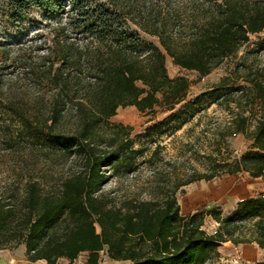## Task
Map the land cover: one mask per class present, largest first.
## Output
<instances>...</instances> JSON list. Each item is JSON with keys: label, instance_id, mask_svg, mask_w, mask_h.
I'll use <instances>...</instances> for the list:
<instances>
[{"label": "trees", "instance_id": "16d2710c", "mask_svg": "<svg viewBox=\"0 0 264 264\" xmlns=\"http://www.w3.org/2000/svg\"><path fill=\"white\" fill-rule=\"evenodd\" d=\"M8 1L14 22L32 8L60 21L50 46L49 131L58 152L75 162L56 171L40 166L34 151L15 146L6 150L3 157L14 166L11 180L0 189V250L24 246L31 263L73 264L87 254L86 264H100L105 253L129 264H207L220 257L221 244L250 220L254 242L264 249V199L245 201L227 220L212 213L220 223L216 235L203 229L199 217L182 216L177 199L183 187L223 175L244 172L264 180V112L256 116L251 131L246 112L232 113L227 125L233 134L251 140L256 152L219 163L215 154L204 174L156 170L144 188L130 184L105 191L113 180L119 185L139 173L141 165H153L158 151L140 163L148 149L135 148L127 127L103 131L120 108L175 110L191 82L169 76L167 57L200 78L211 75L251 36L264 32V0ZM140 31L157 38L159 45L145 42ZM28 70L36 74L37 68L29 65ZM248 83L264 108L263 76ZM1 97L6 112L22 121L9 86ZM66 118L71 122L62 125ZM6 129L0 123V135H8Z\"/></svg>", "mask_w": 264, "mask_h": 264}, {"label": "rangeland", "instance_id": "374dc122", "mask_svg": "<svg viewBox=\"0 0 264 264\" xmlns=\"http://www.w3.org/2000/svg\"><path fill=\"white\" fill-rule=\"evenodd\" d=\"M65 18H62L63 22ZM14 21V9L9 1L0 0V123L10 130L8 135H0V189L11 180L14 165L3 157L11 146L36 152L35 160L40 166H50L56 171L66 170L75 162L69 155L58 152L60 147L49 131L50 46L53 29L60 21L50 19L36 8ZM139 33L145 42L159 45L157 38L141 31ZM263 46L264 32L251 36L250 42L235 56L205 78H200L196 72L181 69L167 57L169 76L186 78L191 87L184 101L173 111H168L166 106L145 113L135 107L118 109L109 120V128L103 131L118 125L127 127L135 148L148 149L140 163L147 162L155 151L158 153L153 156V165H141L139 173L122 179L119 185L117 180H113L105 191L116 186L127 188L130 184L144 188L149 176L156 170L179 176L193 172L204 174L211 170L215 154H219V163L233 162L249 152H256L251 140L243 134H233L227 125L232 113L246 112L252 119L248 128L251 131L256 116L264 112L256 92L248 83L260 79L261 75L264 79ZM34 64L37 71L31 74L28 66ZM8 86L16 96L15 104L24 114L22 121L21 117L15 118L6 112L7 104L1 96ZM21 122L30 128V133L22 129ZM70 122L71 119L66 118L61 124ZM254 198L264 199V180L254 179L244 172L223 175L209 182H195L177 193L182 216L199 217L203 229L210 235L220 230V223L212 213L227 220L240 204ZM255 238L253 221L244 222L232 239L221 244L220 257L207 264H264V249L254 242ZM87 257V254H82L73 264H86ZM59 264L69 263L62 260ZM100 264L129 262L114 261L101 253Z\"/></svg>", "mask_w": 264, "mask_h": 264}, {"label": "crops", "instance_id": "0c3cea01", "mask_svg": "<svg viewBox=\"0 0 264 264\" xmlns=\"http://www.w3.org/2000/svg\"><path fill=\"white\" fill-rule=\"evenodd\" d=\"M25 252L24 246H20L18 249L12 251L0 250V264H46L45 261H38L36 263L29 262L26 259Z\"/></svg>", "mask_w": 264, "mask_h": 264}, {"label": "built area", "instance_id": "2783aa9c", "mask_svg": "<svg viewBox=\"0 0 264 264\" xmlns=\"http://www.w3.org/2000/svg\"><path fill=\"white\" fill-rule=\"evenodd\" d=\"M217 234V230L213 231L212 235H216Z\"/></svg>", "mask_w": 264, "mask_h": 264}]
</instances>
